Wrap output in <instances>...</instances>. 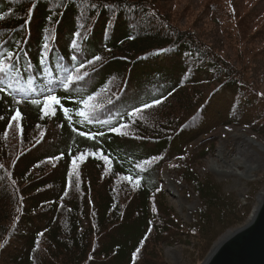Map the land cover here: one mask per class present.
Returning <instances> with one entry per match:
<instances>
[{"label": "trees", "instance_id": "obj_1", "mask_svg": "<svg viewBox=\"0 0 264 264\" xmlns=\"http://www.w3.org/2000/svg\"><path fill=\"white\" fill-rule=\"evenodd\" d=\"M261 2L203 0L215 50L176 0H0V264H165V246L194 263L245 222L258 182L241 204L196 168L213 147L189 145L229 125L264 140ZM175 161L199 201L186 225L159 181Z\"/></svg>", "mask_w": 264, "mask_h": 264}, {"label": "rangeland", "instance_id": "obj_2", "mask_svg": "<svg viewBox=\"0 0 264 264\" xmlns=\"http://www.w3.org/2000/svg\"><path fill=\"white\" fill-rule=\"evenodd\" d=\"M237 1L240 3L239 12L245 14L249 12L255 5H257L260 0ZM261 1V4H264V0ZM202 5L203 0H176V3L174 4V15L176 16V22L174 24L178 26H186V28L194 27V31L199 32L201 37L205 41H208V43L211 44L215 50H221V48H224V36L221 35L216 27H209L207 25V23L205 22L206 16L203 13L201 7ZM192 22L195 24H193ZM228 51L231 52L230 49ZM262 65H264V57L262 58L261 66ZM244 133L251 134L264 143V140L259 138L249 128L239 125H229L220 127L218 126V128H214V131L207 137H200L198 140L192 141L189 145V149L193 151H195V149H203V147L204 149L213 147L212 151L209 152L205 158L199 159L198 163L196 164V168L202 175L210 174L213 177V180L218 185H220L221 191L223 193L231 195L233 194L236 199L241 202V204L247 203L246 196L251 194L254 183L258 182L259 188L254 195V201L251 202L247 218L241 226L247 224L252 217L255 207L258 206L257 200L260 196L259 194L264 191V165L261 162V164H259L257 168H254L250 171L249 174L253 177L245 178L239 176L236 173H230V171L226 173L224 171L213 170L211 164L212 162H216L222 170H230L229 164H231V158L237 151V141L232 136L234 134L243 135ZM221 143L224 144L222 155L218 152V146ZM251 163H253V165L256 164L255 162ZM178 167V161H175L173 163H164L162 169L159 172V181L160 185H162L164 189L163 191L165 202L175 210V213L179 216L181 222L186 225L190 224L192 215L197 209L199 201L197 196L195 195L194 189L189 184L180 180L177 174ZM239 168L241 171L246 170L245 166L240 165ZM165 175L169 176L172 180L175 181V187L178 192L176 198L169 194V192H167L164 187V182L162 181V179ZM235 229L231 228L222 232L211 244V247L205 257L194 263H191L189 261V254L190 252H193L191 247L165 246V264H203L207 256L212 251L215 243H217L220 238L226 233L230 231L233 232ZM15 262H17V260Z\"/></svg>", "mask_w": 264, "mask_h": 264}, {"label": "water", "instance_id": "obj_3", "mask_svg": "<svg viewBox=\"0 0 264 264\" xmlns=\"http://www.w3.org/2000/svg\"><path fill=\"white\" fill-rule=\"evenodd\" d=\"M260 194L248 223L216 243L203 264H264V191Z\"/></svg>", "mask_w": 264, "mask_h": 264}, {"label": "bare ground", "instance_id": "obj_4", "mask_svg": "<svg viewBox=\"0 0 264 264\" xmlns=\"http://www.w3.org/2000/svg\"><path fill=\"white\" fill-rule=\"evenodd\" d=\"M232 137L237 141V151L231 158V164H229L230 170H222L216 162H212L211 167L213 168V170L224 171L226 173L230 171V173H236L241 177L252 178L253 176H250L249 174L250 171L254 168H257L259 164H261V162L264 165V143L248 133H244L243 135L234 134ZM223 149L224 144L221 143L218 146V152L221 155L223 154ZM251 162H255L256 164L253 165V163ZM240 165L245 166L246 170L241 171L239 168ZM162 181L164 182L166 191L176 198L178 192L175 187V181L167 175L163 177ZM261 196L262 194H260L259 198ZM231 233L232 232L230 231L222 236L217 244H219Z\"/></svg>", "mask_w": 264, "mask_h": 264}, {"label": "snow or ice", "instance_id": "obj_5", "mask_svg": "<svg viewBox=\"0 0 264 264\" xmlns=\"http://www.w3.org/2000/svg\"><path fill=\"white\" fill-rule=\"evenodd\" d=\"M0 19H2V17H0ZM77 35H80V34L78 33ZM162 51H166V50H162ZM3 56L5 58H7L9 61H11V59L14 56V54L7 53V54H3ZM100 59H101V57L95 56L93 58V60L89 61L88 63L89 64H93L94 62L99 61ZM12 67H14V65L11 62L5 63V59L4 58H0V73L7 72ZM81 67H83V65H81ZM85 75H87V73H85ZM69 79H71V77H69ZM76 79L79 80V79H81V77L77 74L76 75ZM65 86H67V85H65ZM3 91H5V89H0V92H3ZM89 99H91V98H89ZM32 103L33 104H39L40 101H38V100H32ZM59 103H60V101H59V99L55 95H47V96H45V98H44V109H43L45 111V114L46 115L49 114L48 113V107H49V105H51V104H59ZM83 103H87V102L85 101ZM156 103H159V101H156ZM144 107H150V105H145ZM139 111H140V109H136V112H139ZM64 113L66 115L68 114V109L67 108L64 109ZM79 115L80 116H85V111L81 110L79 112ZM20 118H21V113H20V110L19 109H15L14 110V114H11L10 115V120L11 121H18ZM68 118L71 119V116H69ZM9 127H11V125H9ZM112 130L113 131H118V129H115V128L112 129ZM78 134L80 136H87L88 139H95V136L94 135H89V134H86L84 132H79ZM81 158H83V157H81ZM145 163H149V162L146 161Z\"/></svg>", "mask_w": 264, "mask_h": 264}]
</instances>
